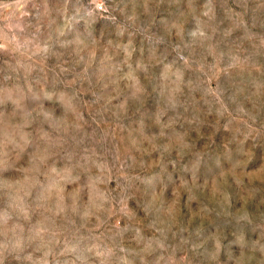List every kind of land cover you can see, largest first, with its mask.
<instances>
[{"label":"rangeland","instance_id":"rangeland-1","mask_svg":"<svg viewBox=\"0 0 264 264\" xmlns=\"http://www.w3.org/2000/svg\"><path fill=\"white\" fill-rule=\"evenodd\" d=\"M0 264H264V0H0Z\"/></svg>","mask_w":264,"mask_h":264}]
</instances>
